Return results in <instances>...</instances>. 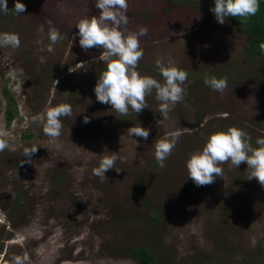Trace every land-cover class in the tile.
Listing matches in <instances>:
<instances>
[{"label":"rangeland","instance_id":"1","mask_svg":"<svg viewBox=\"0 0 264 264\" xmlns=\"http://www.w3.org/2000/svg\"><path fill=\"white\" fill-rule=\"evenodd\" d=\"M127 3V29L148 28L136 70L164 83L156 61L171 58L188 72L186 95L167 118L155 89L138 114L122 116L97 101L107 63L99 59L103 49L80 47L76 27L99 15L96 0H29L23 13L11 11L14 3L0 12V33L20 38L18 48L0 47V139L7 143L0 152V264L13 255L25 264H140L131 251L141 248L149 264H264V187L248 179L247 164L219 165L223 177L206 186H196L186 168L217 131L242 128L253 147L264 137V70L249 61L246 35L227 18L218 23L203 1ZM50 27L62 37L52 52ZM227 74L223 93L204 83ZM61 103L72 114L61 117L62 134L53 139L33 117ZM135 126L150 130L147 140L129 134ZM174 131L182 135L161 167L156 141ZM108 152H117L120 172L101 179L94 169Z\"/></svg>","mask_w":264,"mask_h":264},{"label":"clouds","instance_id":"2","mask_svg":"<svg viewBox=\"0 0 264 264\" xmlns=\"http://www.w3.org/2000/svg\"><path fill=\"white\" fill-rule=\"evenodd\" d=\"M96 7L100 10L98 16L85 17L76 24L79 35V45L85 51L92 48L103 49L99 59L107 63V68L98 78L94 91L99 103L111 105L112 109L127 116L129 110L138 114L148 108L146 97L156 90V99L160 101L159 113L163 118L186 95L183 87L188 79V72L177 67L175 62L169 58L165 64L162 59H157L156 66L160 70L164 83L157 79L141 75L136 69L138 62L143 58V49L140 46V38L147 35L148 28L141 26L136 31H129L127 0H96ZM259 9V0H215L214 8L210 9L220 24H224L227 17H241L247 19L255 16ZM26 5L16 0L15 13H23ZM10 10L7 0H0V12L7 14ZM43 31V28H41ZM48 38L50 40L47 51H54L53 45L61 40L59 29L49 28ZM41 41H37L40 43ZM20 38L17 33H0V47L18 48ZM264 51V43L260 45ZM43 50V49H42ZM43 62V58H41ZM69 71L72 72L69 68ZM56 89L58 80H53ZM204 83L213 90L223 93L227 88V77L217 78L206 76ZM72 107L68 103H61L49 108L45 114L33 117L34 122H40L46 136L56 139L62 134L63 123L61 117L70 116ZM84 123H89V117L84 116ZM131 136L147 140L150 130L135 126L128 129ZM180 131H174L164 138L156 141L155 159L161 167L175 148ZM251 137L239 127L231 126L226 131H217L211 134L202 150L193 152L186 161L188 177L196 186H206L215 182L216 177H223L222 165L231 162L236 168L241 163H246L250 169L248 179L255 178L264 187V137L257 138L256 145L250 143ZM136 145L138 141L134 140ZM7 147L4 139H0V152ZM37 151V147L24 150L23 155L30 157ZM120 159L117 152H108L103 155L99 166L94 169V174L101 179L106 178L105 173L113 168L117 172L116 161ZM23 163V161H22ZM253 246L256 243L252 238ZM24 257L13 255L8 258L7 264H25Z\"/></svg>","mask_w":264,"mask_h":264},{"label":"trees","instance_id":"3","mask_svg":"<svg viewBox=\"0 0 264 264\" xmlns=\"http://www.w3.org/2000/svg\"><path fill=\"white\" fill-rule=\"evenodd\" d=\"M174 1L178 3L203 1L206 4H209L211 8H214L215 6V0H174ZM19 2L25 3V2H29V0H19ZM13 3L15 4L16 0H7L8 7H10L9 5ZM0 15H2V13ZM227 19L237 31L246 35L248 43L245 47V51L247 57L249 58V61L254 60L255 61L254 65L257 64L262 70H264V51H262L260 48V45L264 43V0H259V9L255 16L248 17L247 19L241 17L229 16L227 17ZM240 75L242 74L241 73L235 74V76H237L238 79H240L243 76ZM224 77H227L228 79L229 74H227V76L224 75ZM10 120H11V114L9 113L8 121L10 122ZM131 254L137 256L140 264H149L152 260V257L148 254V252L142 248L136 251H131Z\"/></svg>","mask_w":264,"mask_h":264}]
</instances>
